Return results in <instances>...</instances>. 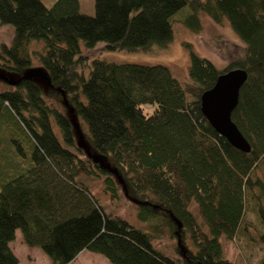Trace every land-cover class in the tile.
I'll use <instances>...</instances> for the list:
<instances>
[{
    "label": "trees",
    "instance_id": "1",
    "mask_svg": "<svg viewBox=\"0 0 264 264\" xmlns=\"http://www.w3.org/2000/svg\"><path fill=\"white\" fill-rule=\"evenodd\" d=\"M184 6L191 31L201 14L229 22L244 43L232 65L219 69L191 52L185 80L162 64L99 58L83 74L81 40L126 50L163 45ZM93 8L0 0V26H14L11 43L0 44V67L16 76L0 91V264H18L10 247L17 230L50 264H69L84 249L109 264H248L227 258L221 237L256 242L264 264V0H93ZM33 59L46 91L23 76ZM236 67L247 79L231 120L247 152L200 108L201 94ZM82 172L100 177L112 198L123 192L149 231L105 210ZM164 235L171 256L153 246Z\"/></svg>",
    "mask_w": 264,
    "mask_h": 264
},
{
    "label": "rangeland",
    "instance_id": "2",
    "mask_svg": "<svg viewBox=\"0 0 264 264\" xmlns=\"http://www.w3.org/2000/svg\"><path fill=\"white\" fill-rule=\"evenodd\" d=\"M42 2L49 7L54 0H42ZM79 3L82 13H93V0H79ZM187 14L188 7L184 6L173 15L172 37L163 45L152 43L145 49L126 50L108 48L103 41H97L94 45L87 46L81 40L79 42L80 52L87 57L82 67L83 74L87 76L92 60L99 58L115 62L162 64L167 66L176 78L185 80L187 79V66L191 52L209 59L219 69L232 65L234 60L240 56L239 54L244 43L230 27L229 22L225 20L222 23H216L208 15L201 14V27L197 31H191L186 21V19L188 20ZM179 16L180 19L177 18ZM13 34L14 26L12 24H2L0 26V44L9 45ZM40 46L41 43L37 42H32L30 45L31 48L36 49H39ZM30 68H39L44 73L39 61L36 59L32 60V64L24 72ZM15 77V74L6 72L0 67V91L8 89L11 86L10 80ZM31 78L46 91V80L43 77L36 75ZM52 101V99H49V102ZM58 102L60 103V101ZM143 107L147 113L153 108L149 104H145ZM58 108L62 109L60 106ZM80 121L84 126L85 123L81 119ZM53 130L61 141V133L55 124L53 125ZM84 142L85 139L82 137V143ZM80 175L105 210L126 219L135 227L149 231L147 223L138 217L134 203L127 199L123 192H119L118 198H112L104 191L103 181L100 177H90L85 172H82ZM220 241L224 255L236 263L244 261L248 264H257L262 255V249L256 242L245 244L241 240H228L224 237H221ZM152 243L155 248L165 254L169 256L174 254L172 249L173 241L167 235H164L162 238L153 239ZM11 246L14 254L19 258L18 264L50 263L49 257L40 248L30 247L21 240L20 230L16 231ZM84 254L88 256H81L72 262V264H109L105 257L99 253L85 250Z\"/></svg>",
    "mask_w": 264,
    "mask_h": 264
},
{
    "label": "water",
    "instance_id": "3",
    "mask_svg": "<svg viewBox=\"0 0 264 264\" xmlns=\"http://www.w3.org/2000/svg\"><path fill=\"white\" fill-rule=\"evenodd\" d=\"M47 76L39 68H30L24 72V77ZM247 79V72L243 68H231L220 73L212 87L200 96V108L209 124L235 148L247 152L250 146L235 123L231 120V113L238 102L239 90ZM11 83L15 81L10 80ZM82 145V139L80 138ZM97 156H94L96 158Z\"/></svg>",
    "mask_w": 264,
    "mask_h": 264
},
{
    "label": "crops",
    "instance_id": "4",
    "mask_svg": "<svg viewBox=\"0 0 264 264\" xmlns=\"http://www.w3.org/2000/svg\"><path fill=\"white\" fill-rule=\"evenodd\" d=\"M16 234V233H15ZM21 240H22V238H21ZM23 241V240H22ZM10 247H11V249H13L12 248V246H11V242H10ZM85 250L86 249H84V250H81L77 255H76V257L69 263V264H72V262H74L77 258H80L81 256H88L87 254H84V252H85ZM13 251V250H12ZM19 259V258H18ZM50 264V263H49Z\"/></svg>",
    "mask_w": 264,
    "mask_h": 264
}]
</instances>
